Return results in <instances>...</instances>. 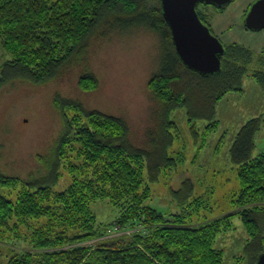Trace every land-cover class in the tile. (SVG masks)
<instances>
[{"label":"trees","instance_id":"16d2710c","mask_svg":"<svg viewBox=\"0 0 264 264\" xmlns=\"http://www.w3.org/2000/svg\"><path fill=\"white\" fill-rule=\"evenodd\" d=\"M140 24L159 32L165 42L160 70L148 85L159 103L158 129L149 131L148 147L134 143L125 119L55 95L63 127L50 151L38 155L41 171L24 179L0 169V231L18 229L20 217L52 218L64 206L69 226L42 230L45 236L35 242L37 231L32 236L37 249L18 251L0 264H220L224 251L215 247V238L237 216L246 232L240 260L255 264L264 253V153L253 156L262 116L248 120L230 148L239 182L230 201L233 213L225 212L211 222L202 216L205 220L196 224L175 223L170 211L148 203L150 184L159 181L162 170L176 165L169 152L173 112L184 108L189 122L208 121L210 128L217 125L219 101L232 91H242L247 77L256 81L264 96V51L236 42L224 44L221 70L201 75L179 58L160 0H0V36L10 55L0 65V88L16 79L49 82L85 54L97 33ZM79 85L94 90L99 80L90 70L80 76ZM68 110L75 111L74 117ZM82 118L88 122L81 123ZM74 143L85 166H102L92 188L103 195L108 192L120 212L106 223L97 221L85 206L87 194L77 191L74 183L67 191L51 190L59 184L62 158ZM24 193L26 198L21 197ZM40 195L51 202L42 205ZM170 196L179 209H188L195 203L194 186L184 180L178 189L170 190ZM61 201L66 204L59 205ZM196 213L190 215L195 218Z\"/></svg>","mask_w":264,"mask_h":264},{"label":"rangeland","instance_id":"374dc122","mask_svg":"<svg viewBox=\"0 0 264 264\" xmlns=\"http://www.w3.org/2000/svg\"><path fill=\"white\" fill-rule=\"evenodd\" d=\"M255 1L233 0L224 9L204 4H199L198 7L213 34L223 44L236 42L262 52L264 29L253 31L245 25V15ZM164 47L161 34L144 24L115 28L105 34L97 33L85 54L74 59L57 78L43 84L16 79L2 86L1 171L24 179L41 171L43 166L38 155L50 151L63 127L62 115L54 103L57 94L79 100L87 108L125 119L134 143L140 147H148L149 131L158 129L159 121V103L148 85L153 75L160 70ZM8 57L10 55L3 48L0 36V65ZM90 70L98 77L99 85L94 90L85 91L79 85V78ZM243 87L242 91H232L219 101L215 117L217 125L214 127L209 128L208 121L192 124L188 121L184 108L173 112L171 135L174 140L169 152L176 159V165L162 170L159 181L150 184L152 199L148 202L163 212L170 211L174 214L173 222L196 224L205 219L211 222L225 212L233 213L230 201L239 190V182L238 168L230 159V148L241 127L258 116L263 117V123L256 134L253 156L264 153V96L251 77L245 79ZM67 113L71 118L76 114L73 110H68ZM87 122V119L82 118L81 123ZM74 145V149L69 147L62 158L59 184L51 190L54 193L67 191L71 183H74L77 191L87 194L85 206L90 208L89 211L94 213L97 221L106 223L120 212L113 205L108 192L103 195L98 188H92L102 166H85V159L77 153L78 144ZM187 179L194 186L192 199L195 203L182 210L173 201L170 190L178 189ZM10 192L17 193L12 189ZM41 195L42 205L51 202L46 200L47 196L44 199ZM27 196L25 193L21 194L22 198ZM58 204L63 206L64 202ZM64 208L65 206L62 209ZM62 209L57 210L52 218L41 217L35 220L25 215L26 218H19L18 229L12 227L1 230L0 262H6L18 251L37 249V245L32 242V236L37 231L35 242L45 236L41 233L52 227L69 226V220L63 215ZM197 210L199 213H196ZM192 211L197 215L195 218L193 214L190 215ZM230 222H226L225 230L218 233L214 241L215 247L224 251L220 264H234L244 253L246 232L243 225L238 216L233 217ZM238 263L244 264V260Z\"/></svg>","mask_w":264,"mask_h":264},{"label":"water","instance_id":"95a60500","mask_svg":"<svg viewBox=\"0 0 264 264\" xmlns=\"http://www.w3.org/2000/svg\"><path fill=\"white\" fill-rule=\"evenodd\" d=\"M163 15L167 21L175 50L181 61L201 75L221 70V58L225 52L222 41L213 34L199 16L198 5L210 4L228 6L232 0H160ZM248 29H264V0H256L245 15ZM255 264H264V253Z\"/></svg>","mask_w":264,"mask_h":264},{"label":"flooded vegetation","instance_id":"af4514ba","mask_svg":"<svg viewBox=\"0 0 264 264\" xmlns=\"http://www.w3.org/2000/svg\"><path fill=\"white\" fill-rule=\"evenodd\" d=\"M233 1V0H232ZM214 6V5H213ZM225 7H220L219 9H224ZM209 27H210V25H209ZM211 28V27H210Z\"/></svg>","mask_w":264,"mask_h":264}]
</instances>
